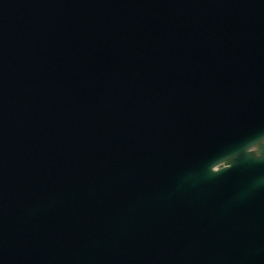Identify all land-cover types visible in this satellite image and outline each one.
Instances as JSON below:
<instances>
[{
  "label": "water",
  "instance_id": "1",
  "mask_svg": "<svg viewBox=\"0 0 264 264\" xmlns=\"http://www.w3.org/2000/svg\"><path fill=\"white\" fill-rule=\"evenodd\" d=\"M0 264H264V0H0Z\"/></svg>",
  "mask_w": 264,
  "mask_h": 264
}]
</instances>
